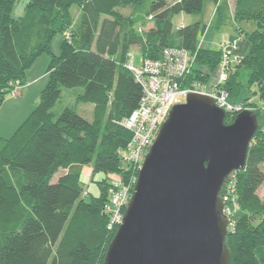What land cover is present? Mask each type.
<instances>
[{"label":"trees","instance_id":"1","mask_svg":"<svg viewBox=\"0 0 264 264\" xmlns=\"http://www.w3.org/2000/svg\"><path fill=\"white\" fill-rule=\"evenodd\" d=\"M206 2L220 0H0V103L25 85L27 69L49 52L52 38L65 37L60 56L49 62L38 104L9 139L0 138V264H103L116 233L106 229L107 187L120 172L117 152L130 138L114 122L137 108L142 96L125 68L127 56L139 48L142 60L158 61L165 50L183 49L195 60L182 85H206L208 75L200 69L214 73L221 60L218 49L198 44L206 26L180 27L178 44L171 37L173 16L199 15ZM16 4H23V15L13 19ZM72 5L80 8L77 32L70 25ZM214 18L216 29L231 20L226 3ZM243 18L254 20L257 30L221 87L230 103L264 118L254 103L240 100L252 89L260 98L264 94V1L236 0L233 21ZM243 37L238 29L233 39ZM60 88L82 89L75 101L93 107L91 121L68 108L52 112ZM236 115L226 113L224 123ZM263 128L250 144L244 169L235 172L239 209L226 238L230 264H264V199L257 195L264 183ZM83 166L104 175L99 197L89 201L80 183ZM8 170L21 173L23 181L12 182Z\"/></svg>","mask_w":264,"mask_h":264},{"label":"water","instance_id":"2","mask_svg":"<svg viewBox=\"0 0 264 264\" xmlns=\"http://www.w3.org/2000/svg\"><path fill=\"white\" fill-rule=\"evenodd\" d=\"M214 99L190 93L161 126L103 264H230L225 184L243 170L264 118L229 125Z\"/></svg>","mask_w":264,"mask_h":264},{"label":"built area","instance_id":"3","mask_svg":"<svg viewBox=\"0 0 264 264\" xmlns=\"http://www.w3.org/2000/svg\"><path fill=\"white\" fill-rule=\"evenodd\" d=\"M239 41L240 38H235L217 44L221 60L216 83L209 89L197 83L182 85L195 60L194 55L183 49L165 50L161 60H142L138 68L134 66L133 56H127L125 68L141 87L142 96L137 108L121 121L114 122L123 127L130 134V138L117 152L120 172L111 176L107 187V201L103 211L107 217L106 229L109 232H116L122 224L144 158L175 105L185 103L190 93H201L214 99L216 105L226 113L238 114L247 109L230 103L227 93L221 87L227 80L230 67L240 63L242 59L236 54ZM10 94L16 97L17 88ZM222 199V213L230 222L227 228L229 231L233 228V217L239 209L235 173L225 184Z\"/></svg>","mask_w":264,"mask_h":264},{"label":"rangeland","instance_id":"4","mask_svg":"<svg viewBox=\"0 0 264 264\" xmlns=\"http://www.w3.org/2000/svg\"><path fill=\"white\" fill-rule=\"evenodd\" d=\"M264 1V0H262ZM209 3V2H208ZM212 4V3H210ZM209 6V7H208ZM213 11L212 5H205L203 10L199 15H186V14H176L172 18V31H171V37L176 41V43H179V38L177 35V31L180 28V25L182 23H190L191 19L195 20L194 23H200L202 26H208L209 30L207 33L204 35L202 42L200 43L201 37H199L198 44H200L201 49H217V46L211 45L210 47L206 43V41H209V39H213L214 41H218L221 39V36H231L234 33V28L235 24L237 25L238 28H240L243 33L244 37L239 41L238 43V50L236 52L237 55L243 57L246 55L248 48H249V37L251 34H253L257 30V24L254 20L250 18H243L239 21L233 22V21H225L221 26H219L218 31L215 30L216 25L210 21L211 13ZM124 12V11H123ZM23 15V4H16L12 10L11 17L13 19H17L18 17H21ZM79 15H80V8L78 5H72L69 8V18H70V25H71V30L73 32H77L79 30ZM183 16V17H182ZM186 18V19H185ZM69 30V31H71ZM224 38V37H222ZM65 40V37L62 34H57L55 35L51 42H50V50L49 52H44L40 54L30 65V67L27 69L30 70L29 72L35 71L38 66H40V63L42 60H45V70H47V67L49 65L50 60L52 58H58L61 54V45L63 41ZM205 40V41H204ZM225 40H231V39H225ZM221 41H223L221 39ZM130 55L133 56L134 58V66L138 68L141 64V51L138 48H134L130 50ZM204 74L208 75V79L211 81L216 78L217 80V74L214 75V73H207L205 69H200ZM246 79V74H242V79ZM25 80H26V75H25ZM49 80V78H46L44 80L46 85V82ZM208 82H210L208 80ZM207 82V83H208ZM61 90V96L60 99L57 101L56 105L52 109V112L56 115H58L63 109L68 108L74 111L76 114L80 115L83 119L87 121L92 120V106L90 104H81L77 103L75 101V95L78 93L82 92V89L77 88V89H65V88H60ZM253 89L250 90L249 98L251 97V101L253 103H256L259 100V92L256 94V96H252ZM18 96V95H17ZM16 96V97H17ZM12 97L11 94L7 95L4 100L0 103V138L2 139H9L15 131L18 129V124L16 126L13 125L12 120H10L8 115H10V111L6 107L7 101L11 100ZM38 100L35 102V106L38 104ZM34 106V107H35ZM34 109V108H33ZM31 110V112L33 111ZM251 110V109H247ZM27 114L28 116L31 114ZM27 116V117H28ZM26 119V118H25ZM25 121V120H24ZM18 126V127H17ZM7 176L8 178L14 182V183H20L23 181V176L21 173L18 171H13V170H8L7 171ZM57 177V176H55ZM104 178V175L101 173H96L93 174L92 168L90 166H83L80 169V183L83 191L88 193L87 198H85V201H89L91 197L97 198L100 195V183L102 182ZM257 195L261 198L264 199V183L263 185L258 189ZM259 217H255L252 219V222H257V219Z\"/></svg>","mask_w":264,"mask_h":264},{"label":"crops","instance_id":"5","mask_svg":"<svg viewBox=\"0 0 264 264\" xmlns=\"http://www.w3.org/2000/svg\"><path fill=\"white\" fill-rule=\"evenodd\" d=\"M165 1L168 4L171 3V0H165ZM225 3L227 5V15L231 19V21H233L236 0H220V2L218 4H214V3L210 4L208 2L203 4L202 10L205 7V5H212L213 11L210 14L211 15L210 21H212V23L214 25H216V21L214 18L215 11H216L217 7H221ZM180 15H182V14H180ZM194 21L195 20L191 19L190 23L189 22L186 24L182 23L180 25V27H183L186 25H191L194 23ZM233 22H235V21H233ZM238 29H240V28H238L237 25L235 24L234 33L231 36H221V39L222 40H225L226 38L227 39H233L235 37V35L237 34ZM208 30H209V28H208V26H206V30H205L203 36H201L200 43L202 42V39ZM215 30L218 31V29H216V27H215ZM222 37H224V38H222ZM221 39L218 41H214L213 39H209V41H206V43L210 47L211 45H213V42H215L214 46H217V44L221 42ZM199 46H200V44H199ZM132 49H134V48H132ZM208 49H210V48H208ZM45 63H46V61L42 60V62L40 63V66H38L35 71L34 70H33V72H29L30 70L26 71V80H25L26 83L22 88H20V90L18 92V96L16 97V99L11 98V100L7 101L6 104H3V105H6V107H8L7 109L11 112L10 115H8L9 116L8 118L10 120H12V123L14 126H16L17 124L19 126L21 122H24L25 118H27V116H28L27 114H29L31 112V110L34 108L36 100H38L41 91L45 87V85H44L45 84L44 80L46 79V70L44 67ZM216 74H217V70L214 72V75H216ZM209 81L210 82H208L206 84L207 86L202 85V87H206L208 89L211 88L212 85L215 84L216 78L212 81L209 79ZM256 91L257 90L253 91L252 96H256V93H255ZM249 94H250V92L245 91L240 100L241 101L248 100L249 102H252L251 97L250 98L248 97ZM254 104L258 108L261 109V113H262V115H264V94H263V97L260 98V93H259V100ZM263 126H264V122H263ZM263 132H264V128H263ZM65 172L66 171H60L58 173V175H61ZM55 178L57 179V177H55Z\"/></svg>","mask_w":264,"mask_h":264}]
</instances>
